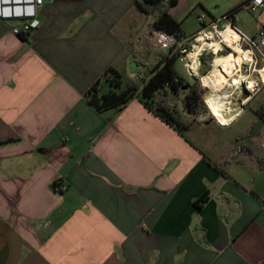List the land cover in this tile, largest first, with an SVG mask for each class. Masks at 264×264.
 Here are the masks:
<instances>
[{"label":"crops","instance_id":"0c3cea01","mask_svg":"<svg viewBox=\"0 0 264 264\" xmlns=\"http://www.w3.org/2000/svg\"><path fill=\"white\" fill-rule=\"evenodd\" d=\"M136 1L42 0L25 40L18 19L0 17V264H264L263 122L251 140L206 142L137 99L103 111L87 101L108 68L127 84L143 73ZM244 1L178 0L169 12L185 39L200 27L187 30L189 17L221 26ZM234 23L253 36L264 9L238 8ZM215 109L219 123L203 120L214 129L234 120Z\"/></svg>","mask_w":264,"mask_h":264},{"label":"trees","instance_id":"16d2710c","mask_svg":"<svg viewBox=\"0 0 264 264\" xmlns=\"http://www.w3.org/2000/svg\"><path fill=\"white\" fill-rule=\"evenodd\" d=\"M177 1L137 0L135 5L138 11L145 14H150L151 11L157 10V15L153 22V30H164L181 39L183 37L181 22L176 20L169 12V9ZM238 8H241V5L228 11V13L231 11L234 13ZM26 37L20 35L22 40L27 39ZM165 51L159 55L157 62L150 68V73L140 88L131 83L126 84L121 89V73L112 67L108 68L86 91L85 95L88 103L97 111L109 108L121 110L130 100L137 99L148 111L183 134L190 125L180 119L181 113L179 114L175 110L177 108L176 103L170 105L171 96L179 97L182 94L180 100L183 112L195 117L203 112L202 109L205 105L202 94L204 91L200 87L196 76L182 74L177 69L176 66L179 59L182 60L179 52L173 49ZM210 56L211 54H207L200 57L204 68L209 67L208 59ZM205 98L212 112L214 103L208 93L205 95ZM56 185L58 184L53 183V188H56ZM206 199L207 195L203 194L194 202V205L199 206Z\"/></svg>","mask_w":264,"mask_h":264},{"label":"built area","instance_id":"2783aa9c","mask_svg":"<svg viewBox=\"0 0 264 264\" xmlns=\"http://www.w3.org/2000/svg\"><path fill=\"white\" fill-rule=\"evenodd\" d=\"M41 3L42 0H30L29 2L18 0L17 3L0 4V17L18 19L19 24L15 27H12V32L14 34L27 36L39 24L38 19L35 18V7L41 5ZM14 8L17 9L14 10ZM241 8L250 12L256 11L257 9H264V0H246L241 4ZM219 20L223 21V23L221 26H216V20L205 22L202 16H197V21L200 25L199 29L195 34L185 39L176 38L172 33H168L164 30H153L147 37L146 44L150 48H161L167 50L173 49L178 51L184 61L186 71L190 75H193L188 66V56L192 54L195 46L198 44H203L204 41L211 40L220 46L219 50L217 51L218 54H227L229 52V47H227L229 46V43L226 41L224 32L229 29L237 36L236 38L231 39L233 44L239 45L243 49L250 50L252 56V60L250 62L251 65L253 64V68L255 69V72L259 78L257 81L258 83H255L264 85V79L261 77L262 75L259 72V70L264 69V25H258L253 36H247L235 25L234 13L232 11L225 13ZM198 39L203 40L200 41ZM213 51L214 50L211 49L210 45L207 43L205 47H201L199 55L197 56L198 65H201V56L210 53L214 57L217 53H213ZM259 61L262 64L257 68ZM146 79L147 75H144L143 73L136 74L133 79V84L140 88ZM198 79L200 87L204 92H206V88L200 82V78ZM202 99L207 109V105L203 96ZM210 116L212 117L211 114ZM262 118L264 124V110L262 112ZM213 120L215 119L213 118ZM258 144L262 149H264V136L259 139ZM235 151L244 152L247 154L249 149L245 143L237 142ZM59 186L58 187L60 190L65 189L64 185Z\"/></svg>","mask_w":264,"mask_h":264},{"label":"rangeland","instance_id":"374dc122","mask_svg":"<svg viewBox=\"0 0 264 264\" xmlns=\"http://www.w3.org/2000/svg\"><path fill=\"white\" fill-rule=\"evenodd\" d=\"M156 15H157V10H153L151 11L150 14L145 15L144 20L139 21V22L143 21L145 28H146L145 39L143 38L144 50L139 55V61H140L139 66H140V70L143 72L144 75H148L150 73V68L158 60V58L156 57L157 55L155 54L154 48H150L146 44V39L149 36V32L153 31V22L155 20ZM196 18L197 17L194 18L193 16L188 18V21L186 23L187 30L197 29L199 27L198 26L199 24ZM163 51L166 52L165 50ZM212 58L213 56L211 55L210 58L208 59V65H210L209 69H211ZM260 64L261 62L259 61L257 64V68L260 66ZM176 67L182 74L184 73L186 75H190L185 70L183 60L179 59ZM201 67H202V64L200 65V70L196 72L197 73L196 75L205 74V72L209 70V69H206L203 67L201 68ZM212 73H213V70L210 72V74ZM242 74L243 76L245 75L244 76L245 81H248L249 79H253L254 82H257L259 80L258 75L256 74L255 69L253 68V64L251 65V62L245 63L242 66ZM126 81L127 79L125 78V76H123L121 89L124 88V86L127 84ZM198 82H199V79H198ZM240 87L241 88L238 89V92H239L238 96H235V98L237 97L236 99H240L241 101L245 100L244 104L241 105V109L247 107L246 110L243 111L236 119H234L229 124V126L226 125V127L224 126L223 128L218 129V130L213 128V125L210 122L211 120H213V118H211L205 106H204L205 108L203 107L202 109L203 112L201 114L196 115L195 117L192 115L189 116L185 114L182 109V104L180 100V98L182 97V94H180L179 97L171 96V99L169 101L170 105H173L176 103L177 108L175 110L179 112V114L181 113L180 119L183 122H186L190 125L188 130H185L186 136L193 139L192 136L194 134L201 135L206 140V142L210 141V139H214V138L221 139V138L228 137V136H230L232 140L235 137L244 139L247 141L253 139L255 136L254 128H255V125L259 122V119L256 116V114L252 111V109L255 108L258 115H261V113L263 112L264 110V85L254 83V88L251 90L245 89V83H243ZM222 89L227 90L225 85L222 86V88H220V91H223ZM204 93L206 92H203L202 96L204 95ZM213 111L217 113L215 108H213ZM222 117L225 118L224 116ZM208 118L211 120H208L206 122L203 121L204 119H208ZM199 121L204 122L203 126H199L198 124Z\"/></svg>","mask_w":264,"mask_h":264},{"label":"bare ground","instance_id":"6f19581e","mask_svg":"<svg viewBox=\"0 0 264 264\" xmlns=\"http://www.w3.org/2000/svg\"><path fill=\"white\" fill-rule=\"evenodd\" d=\"M224 35L226 41L229 43V46H227L229 47V52L227 54H218L217 51L220 46L214 41L207 40L204 41L203 44L195 46L194 51L190 54V56L193 57L189 59L188 63L190 71L195 73L198 65L197 56L199 55L201 47H205L206 43L214 50L213 53H217L211 60V69L202 75L204 77L200 75L199 78L202 85L206 88V93H204L203 98L207 105V109L218 123L219 120L213 115L214 111L212 110L211 112L205 95L208 93L213 100L214 108H218L225 119L231 121L238 115L241 105L245 102V100L241 101L240 99H236L237 97L235 98V96H238V89H240V86L245 83V89L251 90L254 88L255 83L253 79L245 81V75L243 76L244 73L242 74V66L252 60L250 50L243 49L239 45L233 44L231 39L236 38L237 36L229 29L224 32ZM198 40L201 41L203 39ZM214 67V73L210 74ZM259 72L264 79V69L259 70ZM224 85L227 90L222 89L223 91H220V88Z\"/></svg>","mask_w":264,"mask_h":264},{"label":"water","instance_id":"95a60500","mask_svg":"<svg viewBox=\"0 0 264 264\" xmlns=\"http://www.w3.org/2000/svg\"><path fill=\"white\" fill-rule=\"evenodd\" d=\"M263 122V119H262V117L261 118H259V123L258 124H260V123H262Z\"/></svg>","mask_w":264,"mask_h":264},{"label":"clouds","instance_id":"9594fccd","mask_svg":"<svg viewBox=\"0 0 264 264\" xmlns=\"http://www.w3.org/2000/svg\"><path fill=\"white\" fill-rule=\"evenodd\" d=\"M1 1H2V0H0V4H2Z\"/></svg>","mask_w":264,"mask_h":264}]
</instances>
